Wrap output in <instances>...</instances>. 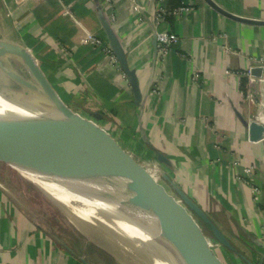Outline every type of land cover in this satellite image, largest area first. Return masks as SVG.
Wrapping results in <instances>:
<instances>
[{
	"label": "crops",
	"instance_id": "obj_1",
	"mask_svg": "<svg viewBox=\"0 0 264 264\" xmlns=\"http://www.w3.org/2000/svg\"><path fill=\"white\" fill-rule=\"evenodd\" d=\"M214 1L264 19V0ZM106 24L136 72L137 103L122 69L86 40L95 34L108 45ZM162 30L177 41L159 57ZM0 38L29 48L63 101L104 128L165 194L179 203L173 182L196 202L237 264H264V139L249 137V122L264 115V25L224 17L203 0H0ZM3 164L0 264H86L79 254L88 242L62 216L28 207ZM105 253L100 264L115 262Z\"/></svg>",
	"mask_w": 264,
	"mask_h": 264
},
{
	"label": "water",
	"instance_id": "obj_2",
	"mask_svg": "<svg viewBox=\"0 0 264 264\" xmlns=\"http://www.w3.org/2000/svg\"><path fill=\"white\" fill-rule=\"evenodd\" d=\"M203 1L234 21L264 25V19L235 14L214 0ZM104 29L108 45L127 76L137 103L141 92L136 72L129 68L123 48L110 26L106 24ZM260 72L259 68L252 70L255 75ZM0 76L16 88L12 92L0 88V143L40 151L60 159L73 158L86 165L96 164L129 202L167 264H222L197 244L181 223V218H184L193 224V216L197 217L210 228L222 246L231 248L202 208L171 182L179 199V203L175 202L149 177L147 170L120 149L104 128L70 108L29 48L21 42L0 38ZM263 131L262 125L249 122L252 141L260 140ZM158 158L162 159V156L158 154ZM77 178L69 176L61 184L73 187L79 182Z\"/></svg>",
	"mask_w": 264,
	"mask_h": 264
},
{
	"label": "bare ground",
	"instance_id": "obj_3",
	"mask_svg": "<svg viewBox=\"0 0 264 264\" xmlns=\"http://www.w3.org/2000/svg\"><path fill=\"white\" fill-rule=\"evenodd\" d=\"M0 161L9 162L45 191L53 188L56 207L87 242L109 254L116 264H167L129 202L96 164L4 143H0ZM69 176L78 177L73 187L61 184Z\"/></svg>",
	"mask_w": 264,
	"mask_h": 264
},
{
	"label": "rangeland",
	"instance_id": "obj_4",
	"mask_svg": "<svg viewBox=\"0 0 264 264\" xmlns=\"http://www.w3.org/2000/svg\"><path fill=\"white\" fill-rule=\"evenodd\" d=\"M0 88L1 90L6 91V92H12L16 90V88H14L13 85H11V83L5 81L1 76H0ZM74 107L76 108L78 106L75 105ZM78 109H82V108L78 107ZM83 114L85 115V113ZM114 123L116 124V122ZM4 163L6 165L5 164L1 165L2 166L1 168L3 172L7 173V175L5 174V177L7 176L10 177L11 178L10 181L16 183L15 189L17 192H20L21 194H23L22 196L25 199L26 205L28 207L30 208L33 207V209L38 210L43 215H48L47 217H51V215L55 217L56 215L62 216L72 226V224L69 222L67 217L63 214V212L58 207H56V205L54 204L53 202L54 200H52L53 198L51 197L52 192L54 191L53 188H48L49 190L45 191L44 189H42L41 187H38L34 183L32 182L30 183V181L25 180L24 177L19 173V171L12 168L9 162H4ZM21 178L22 180H24V182H20L22 181ZM184 208L185 210H187L188 213H190L186 207ZM53 214H56V215H53ZM193 218L195 219L193 224H190L189 222L185 221L184 218H181V223L186 226L187 230L192 235L196 243L199 244L207 252H209L212 255V257H214L216 260H218L222 264H237V261L233 258L232 254L229 253L227 250H225L222 244H220L215 239L210 228L207 225H205L201 220H199L197 217H193ZM77 236L80 238L82 243L87 241L84 238V236H82L78 231H77ZM89 246L92 250L90 251L91 252L90 254L88 251ZM99 251L101 252V249L95 247L93 244H90L88 242V245H85V249L83 250V252H80L79 256L80 257L84 256L85 260H87L89 263H91V261L95 263L96 261L97 263H102V262H99V259L97 257L98 255H100ZM106 256H109V254L108 255L106 254ZM109 260H110V256H109ZM111 263L116 264V262H114L113 260L111 261Z\"/></svg>",
	"mask_w": 264,
	"mask_h": 264
},
{
	"label": "built area",
	"instance_id": "obj_5",
	"mask_svg": "<svg viewBox=\"0 0 264 264\" xmlns=\"http://www.w3.org/2000/svg\"><path fill=\"white\" fill-rule=\"evenodd\" d=\"M161 10V9H160ZM160 10H158L157 12V16H160ZM155 38H156V49L158 51V56L162 57L164 55H166V53L169 52L170 47L177 41V37L175 35L170 34L168 31H157L155 33ZM86 40L92 44H94L95 46H98L101 48V50L104 52V54L107 56L110 64L113 67H120L115 55L113 54L112 50L110 49V47L108 45H105L101 39L99 38V36L95 35V34H89L86 37ZM261 62V67L264 69V61L260 60ZM247 76L250 78L251 77V67L249 66L246 70ZM246 97L250 100V102L255 103L253 95L250 94L249 92H247ZM257 120H255V122H257L259 125H262L264 127V115L261 114L260 116H257L256 118ZM254 121V120H252ZM261 139H264V131L262 133V137ZM251 168H246L244 169L245 172H249Z\"/></svg>",
	"mask_w": 264,
	"mask_h": 264
},
{
	"label": "trees",
	"instance_id": "obj_6",
	"mask_svg": "<svg viewBox=\"0 0 264 264\" xmlns=\"http://www.w3.org/2000/svg\"><path fill=\"white\" fill-rule=\"evenodd\" d=\"M96 120H98L99 122H101V121H103V117L98 118V119H96Z\"/></svg>",
	"mask_w": 264,
	"mask_h": 264
}]
</instances>
